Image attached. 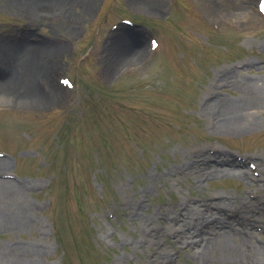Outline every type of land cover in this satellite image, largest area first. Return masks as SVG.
Here are the masks:
<instances>
[{
  "label": "rangeland",
  "instance_id": "obj_1",
  "mask_svg": "<svg viewBox=\"0 0 264 264\" xmlns=\"http://www.w3.org/2000/svg\"><path fill=\"white\" fill-rule=\"evenodd\" d=\"M253 1L261 14L264 0ZM21 2L0 0V48L12 55L14 41L28 40L64 50L49 77L56 95L46 103L13 94L44 93L46 81L18 67L14 73L9 57L0 60V75L7 73L0 82L10 80L0 83L9 94L0 98V160L7 162L6 178L24 185L15 205L31 225L0 230L1 253L35 246L40 264H142L155 248H137L132 204H139L142 217H160L166 209L174 216L179 203L202 211L210 196L264 198V183L247 185L234 176L197 183L167 174L200 147L264 156V103L253 113L252 128L239 133L211 131L200 113L217 72L264 78V14L246 29L205 0H156L148 7L135 0H83L39 15L16 6ZM130 28L132 36L124 37L141 40L140 55L108 73L106 50ZM245 62L254 68L247 72ZM220 96L235 99L236 93L223 89ZM173 240L164 247L177 255L167 247ZM259 240L264 245V236ZM175 255L174 264H193L186 251Z\"/></svg>",
  "mask_w": 264,
  "mask_h": 264
},
{
  "label": "bare ground",
  "instance_id": "obj_2",
  "mask_svg": "<svg viewBox=\"0 0 264 264\" xmlns=\"http://www.w3.org/2000/svg\"><path fill=\"white\" fill-rule=\"evenodd\" d=\"M26 3H16V6L32 14L43 13L50 7L52 12L62 11L68 4L72 5L83 0H25ZM88 0H85L87 2ZM156 0H135V4L143 7L151 6ZM23 4V6H21ZM211 11L219 12L224 19H234L246 29L256 25L260 12L255 10L254 1L246 0H205ZM89 5V3H88ZM41 11V12H40ZM133 30H127L118 36L114 45L106 50V70L114 72L124 66H129L138 59L141 51V40L126 41L132 36ZM123 35V36H122ZM24 43L14 41L9 50L0 48V60L10 58L12 68L24 69V73L38 74L39 80L49 84V90L33 89L13 91V94L24 101L32 103H46L55 96L56 88L50 82L54 69V62L58 60L64 47H44L46 44H37L33 41ZM31 41V40H30ZM16 44V45H15ZM1 47V46H0ZM14 50V52H12ZM46 52L40 56L42 52ZM17 55V56H15ZM15 56V60L13 59ZM40 58L43 60L41 61ZM6 62L2 63V65ZM20 64V66H19ZM242 67L248 72L254 65L245 62ZM21 70V71H22ZM23 73V71H22ZM7 74V73H5ZM3 74V75H5ZM7 81V82H6ZM1 81L7 84L10 80ZM0 89V98L6 97L7 88ZM1 88V87H0ZM14 89V87H11ZM6 90V92L4 91ZM228 89L236 93L235 99H227L221 95V90ZM208 95L202 101L200 113L205 118V124L213 132L239 133L252 128V116L260 110L264 103V78L256 80L243 75L237 69L223 70L215 74L208 87ZM15 92V93H14ZM253 167H249L248 164ZM7 162L0 160V230H30L28 213L15 204L22 197L24 185H17L9 181ZM168 175L182 181L192 178L197 183H203L213 178L234 176L245 181L247 185L264 183V156L236 157L220 149L196 148L186 152L183 161L169 169ZM209 202H203L202 211H194L192 205L179 203L174 216L171 210L166 209L160 217L154 214L142 217V208L139 204H132L128 213L132 222L139 223L137 231L140 238L136 242L137 248L154 249L150 260L145 259L142 264H174L173 253L164 246L168 238H174L171 245L177 254L181 251L193 260V264H264V245L259 240L264 236V198L256 197L248 200L244 197L210 196ZM10 201V204H3ZM197 208L201 205L195 204ZM206 210V212H204ZM163 221V224H160ZM3 263L8 264H38L40 249L37 247L12 248L8 253H1ZM40 264V263H39Z\"/></svg>",
  "mask_w": 264,
  "mask_h": 264
}]
</instances>
